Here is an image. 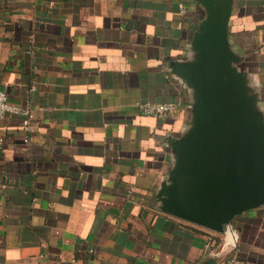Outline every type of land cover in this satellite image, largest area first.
<instances>
[{
  "label": "crops",
  "instance_id": "0c3cea01",
  "mask_svg": "<svg viewBox=\"0 0 264 264\" xmlns=\"http://www.w3.org/2000/svg\"><path fill=\"white\" fill-rule=\"evenodd\" d=\"M233 1L230 46L264 113V0ZM200 13L194 0H0V90L34 113L30 132L0 120V264H264V205L220 233L158 199L192 119L173 67L194 59Z\"/></svg>",
  "mask_w": 264,
  "mask_h": 264
},
{
  "label": "water",
  "instance_id": "95a60500",
  "mask_svg": "<svg viewBox=\"0 0 264 264\" xmlns=\"http://www.w3.org/2000/svg\"><path fill=\"white\" fill-rule=\"evenodd\" d=\"M194 1L195 56L173 67L192 89V119L170 141L176 159L158 199L164 212L224 233L236 216L264 205V113L230 46L234 1Z\"/></svg>",
  "mask_w": 264,
  "mask_h": 264
},
{
  "label": "built area",
  "instance_id": "2783aa9c",
  "mask_svg": "<svg viewBox=\"0 0 264 264\" xmlns=\"http://www.w3.org/2000/svg\"><path fill=\"white\" fill-rule=\"evenodd\" d=\"M179 12L181 14L186 13L185 6L182 2H179ZM136 106L143 115L157 119H167L178 112V105L174 102L139 101L136 103ZM8 114L22 116L24 129L30 132L31 120L34 116L30 99H27L24 104H18L9 99L5 90H0V120L4 119ZM4 141V137L0 135V147H2ZM26 141H28V138ZM215 256L220 258L219 264H261L257 261L245 260L237 257L223 258L220 252L215 253Z\"/></svg>",
  "mask_w": 264,
  "mask_h": 264
}]
</instances>
